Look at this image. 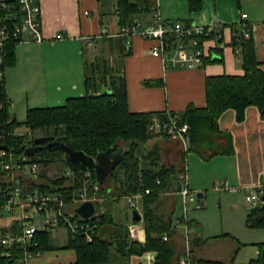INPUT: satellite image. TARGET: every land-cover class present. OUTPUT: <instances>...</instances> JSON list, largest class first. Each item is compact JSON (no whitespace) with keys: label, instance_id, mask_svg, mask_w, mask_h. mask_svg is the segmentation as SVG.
Segmentation results:
<instances>
[{"label":"trees","instance_id":"trees-1","mask_svg":"<svg viewBox=\"0 0 264 264\" xmlns=\"http://www.w3.org/2000/svg\"><path fill=\"white\" fill-rule=\"evenodd\" d=\"M110 1L115 3V14L119 26L138 21L140 16L154 12V0H97L98 3ZM188 5L191 12L197 11L201 7V0H188ZM7 6L8 10L5 12L7 14L0 10V27L6 28V39L0 49L2 74L15 63V47L20 42L15 41L12 35L14 28L20 25L22 16L15 0H8ZM7 16H9L8 20ZM230 46L240 47L243 74L206 77V106L195 108L189 105L178 114L180 124L188 127V150L181 152L184 157L187 153H194L203 161H209L217 156L233 155L232 135L221 131L218 126L220 116L227 110L235 112L237 123L244 120L245 110L248 107H255L259 112V119H264V73L256 60L251 37L245 41L232 42ZM106 51L111 56L115 55L114 66L111 67L108 60L102 61L99 65L97 59L102 77L97 82L88 76V64L85 62L86 94L83 97L68 98L62 106L54 108L29 109L23 122H17L9 116V100L4 93L2 78L0 81V144L6 146L7 150L15 155L23 154L25 148L32 145V142L27 143L26 137L16 134L15 131L19 127H25L31 131L40 129L47 132L48 136L55 137L71 150L81 151L89 157H95L97 153L108 149L117 152L122 148L121 161L105 180L111 186H105L104 182L103 187L99 189L98 195L103 199V203H94L96 211H100L94 238L91 243H87L81 237L70 238L65 248L74 251L76 264H109L113 254L126 260L136 255L140 257L150 251L156 253L155 264H176L178 257L172 241V234L176 232L169 223L174 212L175 201L172 209L164 215L166 208L159 205L158 200L162 193L170 192L172 184L183 172V168L163 167L159 163V148L145 146L148 141L158 137V134L165 138L169 137L164 133L151 134L147 131L150 122L154 118L163 119L164 113L129 112L122 71L123 60L130 51L123 40H105L101 53ZM220 52L221 50L217 53ZM217 61H221V58L212 62ZM204 62H211V59H206ZM99 83L100 85L97 86ZM145 85L158 86L161 82H147ZM91 90L98 95H91ZM118 142H123L126 147H117ZM29 160L39 164L41 172L52 164L60 167H58V177L47 181L49 184L43 182L39 191L49 193L63 191L62 193L66 195L65 192L69 193L68 191L76 188L77 185L80 186L75 181L81 180L83 173L73 172V181L63 178L61 171L67 170L68 167L61 151H49L43 148L29 157ZM90 180L96 182L94 173H90ZM157 181L159 184L156 183ZM63 183L68 184V189L55 187L62 186ZM145 190H149L150 193L145 195ZM134 194L142 195L140 221L145 234L142 243L128 238L127 226L116 223L113 211L110 209L113 203L117 204L122 198ZM102 207H105L104 210ZM192 223V221L187 223L190 228L193 227ZM247 224L251 228H260L264 232V209L248 211ZM164 236L167 237L166 242L163 241ZM36 240L39 242L42 253L54 247L50 232L39 233ZM192 243L202 244L204 240L193 237ZM255 246L257 258L249 261L248 264H264V240ZM192 262L193 264H222L194 258Z\"/></svg>","mask_w":264,"mask_h":264},{"label":"crops","instance_id":"crops-1","mask_svg":"<svg viewBox=\"0 0 264 264\" xmlns=\"http://www.w3.org/2000/svg\"><path fill=\"white\" fill-rule=\"evenodd\" d=\"M38 3L42 42L17 44L14 65L3 71L4 93L9 100L8 113L17 122H20L16 119L18 114L25 120L29 109L54 108L62 106L68 98L83 97L86 94L85 62L88 61L85 57L87 51L85 48L89 50L95 45L97 54H101L105 40H122L106 36L97 38L103 28L111 34L116 33L119 28L114 2L38 0ZM158 5L157 10L162 19L193 22L200 26L216 21L227 25L236 24L240 21L241 15L245 14L255 57L260 70L264 73V0H201L200 9L194 12L188 9V0H158ZM151 18L150 13L140 16L138 21L146 25L151 22ZM89 39L93 41L90 43ZM128 41V45L124 44L130 54L123 60L122 73L130 113L180 114L189 105L204 108L206 77L243 74L240 47H223L220 53L213 54L211 62H204L200 69L164 70L161 61L150 55L152 42L136 35L128 38ZM94 57L93 59H96ZM217 58H221V61L213 63L212 61ZM147 82H161V85H145ZM259 118L257 109L248 107L244 120L237 123L235 112L227 110L220 116L218 126L221 131L232 135L233 155L217 156L209 161H203L194 153H187L184 157L189 188L199 192L201 199L211 182L214 188L225 183L232 188L239 187L242 191L264 178V119ZM158 136L162 137L160 134ZM180 149L179 146L177 150L174 148L168 150L166 152L168 159H165L164 164L176 162L177 153L182 152ZM211 167L214 168V173L205 174ZM167 195L175 198L174 212L179 200L182 215L180 198L172 193ZM111 209L116 223L121 224L122 222L118 221L122 217L127 227L132 223L131 215V219L128 220L130 222L127 221L130 212L126 204L122 208L116 204ZM137 224L140 231L136 241L142 243L145 239L144 230L139 227L140 222ZM192 224L196 226L197 223L193 221ZM54 231L58 230L50 231V236ZM60 231L56 233L60 234ZM64 233L66 234L65 231ZM172 235L173 243L180 248L181 236L177 233ZM65 237L67 239L65 245L53 244V249L41 253V257L34 260V264H76L75 253L72 250V257L63 261L60 256L51 255L70 250L65 248L69 239L67 234ZM128 238L130 239L129 235ZM195 238L202 239L199 236ZM155 258L156 253L150 251L140 257L136 255L126 260L120 259L118 264H155ZM204 259L222 262L217 259L205 257Z\"/></svg>","mask_w":264,"mask_h":264},{"label":"built area","instance_id":"built-area-1","mask_svg":"<svg viewBox=\"0 0 264 264\" xmlns=\"http://www.w3.org/2000/svg\"><path fill=\"white\" fill-rule=\"evenodd\" d=\"M7 1L0 0V10L4 14L8 10ZM15 1L22 16L20 25L14 28L12 38L20 43H41L39 3L37 0ZM157 9L154 10L149 24L142 25L140 21H134L119 26L114 34L103 28L97 38H119L128 45V38L136 35L153 43L150 55L161 61L164 70H194L202 68L204 61L211 59L223 47L251 37L245 14L241 15L236 24L227 25L216 21L200 26L193 22L164 20ZM5 29L4 26L0 27V49L6 39ZM92 41L93 39H89L90 43ZM2 78L3 74L0 72V81ZM179 121L178 114L167 112L161 120L154 118L147 131L178 138L186 151L189 142L188 127L181 125ZM30 134L28 132L24 137L28 138ZM23 155H15L7 149L0 151V264H34V260L42 255L36 240L39 233L63 230L69 239L81 237L91 243L99 222L98 214L89 220H82L72 211L82 203L103 200L98 195L101 186L90 180V173H85L78 181L80 186L71 189L69 193L65 192L66 195L63 191L41 192L38 187L40 166ZM62 176L67 181L74 180L73 171L70 169L65 170ZM176 178L171 187L172 191L168 193L180 198L182 215L170 227L175 230L180 226L184 230L185 241L184 252L177 258L176 264H193L189 249V237L192 236L191 228L187 224L188 214L190 211L200 210L202 206L197 194L189 188L186 166ZM156 183L159 184V181ZM65 188L68 189V186ZM217 188L234 194L241 193L244 207L248 211L264 209V178L242 191L239 187L232 188L225 183ZM149 193V190L144 191L145 195ZM141 199V194L124 197L130 215L132 211H141ZM127 231L130 239L136 241L140 231L138 224L132 220ZM163 241H167L166 236Z\"/></svg>","mask_w":264,"mask_h":264},{"label":"rangeland","instance_id":"rangeland-1","mask_svg":"<svg viewBox=\"0 0 264 264\" xmlns=\"http://www.w3.org/2000/svg\"><path fill=\"white\" fill-rule=\"evenodd\" d=\"M153 5L155 10L159 6L158 0H154ZM86 49L87 51H85L86 52L85 57H86V61L88 60L87 61L88 76H91L93 79H95V81L98 82V80L102 79L100 74L101 72L98 69V63L100 65L102 64V61L108 60L109 65L113 67L116 59L114 55L111 56L107 51L105 53L97 54L98 51L95 45L93 47H90L89 50L88 48H85V50ZM94 56L96 57V59H93ZM97 59H98V63H97ZM99 85L100 83L97 84V86ZM106 85L108 86L107 79H106ZM90 94L98 95V93H93L92 90L90 91ZM16 119L20 122L22 120L24 121V119H22L19 114L16 117ZM28 132H30L31 134L28 138L25 139L27 143H31L36 138L48 136L47 132H44L40 129L31 131L25 127H19V129L15 131L16 134L21 136H25V134H27ZM158 137H155L154 139L148 141L145 144V146L150 148L156 146L159 148L160 165H162L163 167L173 166L176 167L177 169L184 168L185 166L184 156H182L179 153H177L176 162H172L169 165L164 164L165 159L166 160L168 159V154L166 153L168 150H172L173 148L174 150L175 149L177 150L178 147L180 146L181 148L180 150L183 151V146L181 141L175 137H174L175 139L172 137L171 138L169 137L158 138ZM117 147H126V144H124L123 142H118ZM58 167L59 165L52 164L49 167L44 168L42 172L40 169L38 187H41L43 185V182L49 184V182L47 181L56 179L59 175ZM213 169L214 168L211 167L209 171L206 170L207 173L205 172V174L209 173L210 175H212L214 173ZM63 171H61L62 174ZM78 181H80V179H77L75 183H77ZM104 185L108 186L110 185V183L107 184L105 181ZM65 186H68V184L63 183L62 186L58 185L55 187L65 188ZM78 187L79 186L77 185L76 188ZM191 190L196 194L199 193L194 189ZM167 194L168 193H162L161 197L158 200L159 205H161L163 208H166L164 215H166V213H168L172 209L175 200L173 196ZM198 200L202 208L200 210L190 211L188 214L189 221L192 222L194 221L195 223H197L196 226H193L191 228V236L192 238L193 237L195 238L196 236L202 237V239H204L205 242L202 244L197 243L196 245H194V243H192V238L189 237V239H191L189 242L190 244L189 249L191 252V256H193L194 259H204V257L208 259H215V260L217 259L222 262H225V264H248L249 261L256 259L257 248L255 245H257L258 243L262 242V240H264V232L260 228H251L248 226L247 224L248 208L246 209L244 207L241 193L234 194L224 190H218L217 187L214 188V186H212V182H211L209 187L203 192V198ZM99 203H103V200L99 201ZM117 204L119 208H122L123 205L126 204V202L124 201V198H122ZM113 205H116V203H113ZM102 208L104 210L105 207ZM111 208L113 207L111 206ZM75 209L76 207H74L72 211L74 212ZM180 209H181L180 202L179 200H177L175 212L173 215L174 216L173 218L176 221L181 215ZM99 212L100 211L97 210L95 214H99ZM138 213L141 216V212L138 211ZM130 219H131L130 213H128L127 221ZM118 222H122L123 224H126L123 217L119 219ZM139 222H140L139 227L143 229L142 222L141 221ZM58 231L52 232L51 235L52 243L55 246L65 245L67 241V239H65L66 234L64 233L63 230L60 231L61 232L60 234H57L56 232ZM175 232L181 236V237L179 236L181 238V241L179 243L180 248H178L176 243L174 244L176 255H180L184 252L185 249L184 230L180 226H178L175 229ZM51 255L60 256L61 257L60 259L63 261L64 259H68L72 257L73 253L71 250H66V251L52 253ZM119 260H120L119 256L113 254L109 264H118Z\"/></svg>","mask_w":264,"mask_h":264},{"label":"water","instance_id":"water-1","mask_svg":"<svg viewBox=\"0 0 264 264\" xmlns=\"http://www.w3.org/2000/svg\"><path fill=\"white\" fill-rule=\"evenodd\" d=\"M106 93H109L106 91ZM46 148L47 150H58L64 154V159L67 167L73 172L94 173L96 182L103 187L104 181L112 174L117 165L122 159L123 149L113 152V149H108L105 152L97 153L95 157H89L81 151H73L66 144L56 140L53 136L39 137L32 141V145L27 146L24 150L26 157H31L39 150ZM7 147L0 145V151L6 150ZM198 199H201V194H197ZM264 199V198H263ZM74 213L82 220H89L96 213L94 203L88 201L77 207ZM132 220L140 221L141 216L137 211H132ZM171 220V219H170ZM169 223L171 224V221Z\"/></svg>","mask_w":264,"mask_h":264},{"label":"flooded vegetation","instance_id":"flooded-vegetation-1","mask_svg":"<svg viewBox=\"0 0 264 264\" xmlns=\"http://www.w3.org/2000/svg\"><path fill=\"white\" fill-rule=\"evenodd\" d=\"M43 137H45V136H43Z\"/></svg>","mask_w":264,"mask_h":264}]
</instances>
